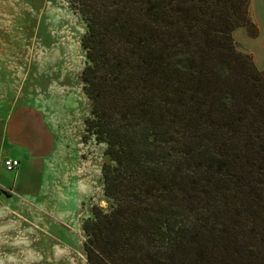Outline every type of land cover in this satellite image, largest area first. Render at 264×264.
Segmentation results:
<instances>
[{
    "label": "trees",
    "instance_id": "1",
    "mask_svg": "<svg viewBox=\"0 0 264 264\" xmlns=\"http://www.w3.org/2000/svg\"><path fill=\"white\" fill-rule=\"evenodd\" d=\"M249 3L69 0L108 157L87 264H264V69L232 37Z\"/></svg>",
    "mask_w": 264,
    "mask_h": 264
},
{
    "label": "rangeland",
    "instance_id": "2",
    "mask_svg": "<svg viewBox=\"0 0 264 264\" xmlns=\"http://www.w3.org/2000/svg\"><path fill=\"white\" fill-rule=\"evenodd\" d=\"M248 14L232 37L263 70L264 0ZM85 30L69 0H0V264H87L83 222L109 207L105 147L84 126ZM47 142L45 161L23 149ZM11 158L20 164L7 172Z\"/></svg>",
    "mask_w": 264,
    "mask_h": 264
},
{
    "label": "crops",
    "instance_id": "3",
    "mask_svg": "<svg viewBox=\"0 0 264 264\" xmlns=\"http://www.w3.org/2000/svg\"><path fill=\"white\" fill-rule=\"evenodd\" d=\"M25 146H30L32 147L31 149L36 150V155H39L43 161L48 159L50 153L54 150V145L51 142H47L44 145H23V149H25ZM43 161L42 163H44Z\"/></svg>",
    "mask_w": 264,
    "mask_h": 264
},
{
    "label": "built area",
    "instance_id": "4",
    "mask_svg": "<svg viewBox=\"0 0 264 264\" xmlns=\"http://www.w3.org/2000/svg\"><path fill=\"white\" fill-rule=\"evenodd\" d=\"M4 169L7 172H14L18 169L20 161L17 159H7L2 162Z\"/></svg>",
    "mask_w": 264,
    "mask_h": 264
}]
</instances>
